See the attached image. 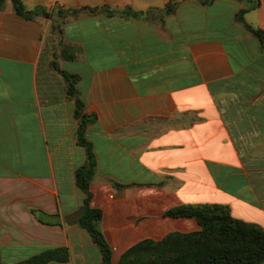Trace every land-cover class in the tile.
Returning a JSON list of instances; mask_svg holds the SVG:
<instances>
[{"label":"crops","instance_id":"crops-1","mask_svg":"<svg viewBox=\"0 0 264 264\" xmlns=\"http://www.w3.org/2000/svg\"><path fill=\"white\" fill-rule=\"evenodd\" d=\"M169 1L23 0L27 9L42 5L48 11L56 4L146 10ZM218 2L233 5L228 27L219 21L224 10L209 15ZM245 7L242 0H182L172 14L152 12L158 13L160 28L127 18L72 17L63 27L70 54L56 48L50 19L20 17L5 0L0 10L1 263L66 248V260L43 264H101L99 246L75 221L85 193L74 172L87 157L77 142L76 100L50 65L53 58L79 75L83 113L97 116L85 132L97 159L91 205L103 211L101 229L114 264L144 238L199 230L193 218L164 216L181 204L225 205L234 217L264 228V50L236 19ZM244 19L264 29V0ZM92 20L95 28L88 32L67 29L69 23L80 28ZM91 34L98 43L89 57Z\"/></svg>","mask_w":264,"mask_h":264},{"label":"trees","instance_id":"trees-1","mask_svg":"<svg viewBox=\"0 0 264 264\" xmlns=\"http://www.w3.org/2000/svg\"><path fill=\"white\" fill-rule=\"evenodd\" d=\"M16 14L25 19H33L36 15L51 17L42 5L27 9L23 0H11ZM212 4L216 0H201ZM246 1L247 7L242 8L236 15L241 22L258 40L259 48L264 50V29L255 27L244 19V13L260 4V0ZM5 0H0V10ZM182 0H172L163 7H150L146 10H135L131 5L122 8H110L107 5H81L68 7L67 10L76 14L79 12H97L103 6L109 14L120 13L128 17H142L148 12L158 11L162 14L174 13ZM62 17L63 10L59 9ZM62 32V28L59 29ZM50 65L59 72L66 82V93L76 100L75 117L79 119L77 142L86 151V162L75 172L76 185L85 193L83 205L76 217V222L84 227L99 246L101 264L112 262V248L101 229L103 211L91 205L92 193L90 183L97 169V159L93 145L85 136L87 125L94 122L96 114L83 113V101L77 96L76 83L79 75L61 68L56 59ZM119 187L124 184L116 183ZM164 216L188 217L195 219L200 229L191 232L173 231L161 239L144 238L127 248L115 264H262L264 261V228L234 217L225 205L214 203L181 204L167 209ZM66 248L48 249L18 264H43L49 260H66ZM0 264H3L0 262Z\"/></svg>","mask_w":264,"mask_h":264},{"label":"rangeland","instance_id":"rangeland-1","mask_svg":"<svg viewBox=\"0 0 264 264\" xmlns=\"http://www.w3.org/2000/svg\"><path fill=\"white\" fill-rule=\"evenodd\" d=\"M184 1V0H183ZM85 4H91L94 2V0H85ZM28 3L32 4L31 1H28ZM248 4V3H247ZM103 5H107L109 6L110 8H116V7H112L111 5H108V4H103ZM69 6H66V5H62V4H56L55 6H53L49 11L50 13L52 14L51 17H46L48 19H50V32L54 35L55 39H56V48L58 49H61L62 50H65L67 51L66 53H68V51L70 52V54H73V52H71L70 50H72V46L70 44H67L65 41H64V38H63V27L65 25V23L72 19V17L74 18H77L81 15H87V16H94V15H98L99 17H101L102 19H108V18H114V17H119V18H123V19H133V21H136V22H141V23H144V25H149L151 27H156L158 26L160 28V25H161V21L158 19V16L157 14L158 13H154L156 16L153 15L152 12H148V14L142 16V17H138V18H135V17H128V16H124L120 13H114V14H109L107 12V7L106 6H103L102 8H100L97 12H94V13H89V12H79V13H76V14H71L72 12H70L69 10H67ZM122 8V7H121ZM59 9H62L64 12H63V17L59 14L61 12H59ZM224 10L225 12L223 13V17L222 19H220L219 21L221 22V25L223 26H226L228 27L229 25H231L234 21H233V17H232V11H233V5L230 4V3H225V2H218V3H215L212 8H210L209 10V15H217V12L218 10ZM152 15L154 17H152ZM43 16V15H42ZM220 25V27H222ZM62 28V32H59V29ZM94 20L92 21H85L83 22L81 25H80V28H78L77 25L75 24H72V23H69L67 25V29L70 33H73V34H77V33H80L81 30H85L86 32H88V30H92L94 29ZM163 28V27H162ZM94 36L95 35H92L89 36L90 37V43L89 45H87V52H88V55L89 57H91L93 54H95V51H97V49H94V44L98 43V41H96L94 39ZM254 37V36H253ZM253 39H256L255 37ZM227 44H231V42L227 41ZM104 44H101L100 46H103ZM107 48L104 49V47H102V50H106ZM104 62V61H103ZM77 65H80V64H77ZM84 67V65H83ZM82 68V67H81ZM155 239V238H154Z\"/></svg>","mask_w":264,"mask_h":264}]
</instances>
